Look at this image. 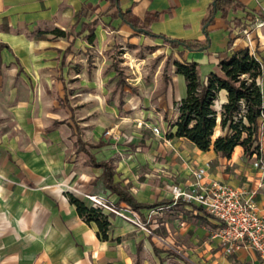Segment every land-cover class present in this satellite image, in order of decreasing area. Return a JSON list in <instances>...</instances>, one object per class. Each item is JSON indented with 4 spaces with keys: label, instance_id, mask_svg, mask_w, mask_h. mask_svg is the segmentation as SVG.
I'll return each instance as SVG.
<instances>
[{
    "label": "crops",
    "instance_id": "1",
    "mask_svg": "<svg viewBox=\"0 0 264 264\" xmlns=\"http://www.w3.org/2000/svg\"><path fill=\"white\" fill-rule=\"evenodd\" d=\"M212 1L119 0V5L122 11L130 9L133 16L150 20L155 33L202 39V21ZM237 1L241 8L226 16L217 12L207 23L211 31L208 49H184L180 56L181 46L173 48L160 38L150 39L120 17L112 18L115 8L107 0H0V264H261L257 251L250 247L226 254L219 240L211 237L218 220L196 204L179 202L180 207L198 213L194 219L182 220L179 234L184 241L177 245L179 251L162 248L152 235L144 237L106 212L109 238L102 239L97 224L80 216L67 195L72 190L89 204L87 193H101L115 204L128 206L104 183L103 168L96 163L106 160L112 165L113 182L135 201L172 202L171 192L163 197L154 178L166 180V188L174 184L186 187L193 180V170L206 165V180L244 188L264 214V167L253 165L256 156L252 151L237 144L229 156H223L212 144L201 150L185 137L167 135L175 132V103L186 94L185 78L175 71V60L197 62L202 80L217 68L218 53L223 50L248 48L264 62V23L257 26L258 21L264 22V0ZM91 20H96L92 41L87 30L76 34L83 21ZM53 29L71 33L56 35ZM103 29L132 45L146 38L147 44L173 54L169 73L165 71L168 59L159 64L163 66L164 74L158 76L163 89L155 93V106L160 110L141 111L139 95L129 94L124 116L118 122L107 120L105 124L110 126L104 136L105 125L88 127L84 120L87 116L77 88L106 80L96 69L88 71L79 55L85 46L101 43ZM257 81L264 103V70ZM30 82L58 84V92H35ZM118 93L122 99V90ZM226 100L227 92L221 89L215 107L219 109ZM119 110L120 106L113 105L109 113ZM128 119L137 121L133 130L123 127V120ZM157 124L164 128L158 135L152 131ZM226 132L218 116L212 141ZM259 138L264 160L262 129ZM179 178L184 180L172 183ZM150 208L137 211L144 221V212Z\"/></svg>",
    "mask_w": 264,
    "mask_h": 264
},
{
    "label": "trees",
    "instance_id": "2",
    "mask_svg": "<svg viewBox=\"0 0 264 264\" xmlns=\"http://www.w3.org/2000/svg\"><path fill=\"white\" fill-rule=\"evenodd\" d=\"M109 7H114L115 11L111 14L112 18H121V21L129 24L133 28H143L145 32H139L150 39L160 38L164 44L173 48L182 47L178 51L181 56L184 49L206 50L210 46L209 32L206 28L207 23L211 22L217 12L226 16L232 10L236 11L243 5L237 0H213L209 5V13L203 19L204 37L202 39H182L171 37L162 33H155L150 28V20H141L131 13V10L122 11L119 0H107ZM96 20L83 21L80 31L87 30L89 40L94 38V25ZM74 28V25L71 27ZM67 32L68 34L71 33ZM56 35H66L65 31L53 29ZM231 42H228V46ZM175 71L184 76L186 82V94L178 102L175 108L178 112L173 126L174 133H167L168 136L185 137L201 150L213 149L220 152L223 156H229L234 146L240 144L247 152H256L258 157L262 156L260 149L261 142L259 132L264 133V103L262 91L257 79L264 70V62L251 53L248 48H240L232 52L223 50L218 53L217 68L208 73L202 80L198 72V63L195 61L175 60ZM221 89L226 90L227 100L215 107V100ZM220 117V125L227 128L228 132L211 139L213 129ZM77 142H81L78 138ZM253 143L256 150H253ZM261 150V151H260ZM103 168V179L105 185L116 192L119 200L125 201L134 211L143 207H153L156 205H167L169 199L154 203H139L127 194L124 190L113 182V170L111 163L105 161L97 162ZM67 195L75 204L77 212L87 221H94L97 224V234L102 239H108L110 226L109 217L100 208L93 207L83 200L77 198L72 192L67 191ZM180 202V201H179ZM118 205V204H116ZM143 219V218H142Z\"/></svg>",
    "mask_w": 264,
    "mask_h": 264
},
{
    "label": "rangeland",
    "instance_id": "3",
    "mask_svg": "<svg viewBox=\"0 0 264 264\" xmlns=\"http://www.w3.org/2000/svg\"><path fill=\"white\" fill-rule=\"evenodd\" d=\"M104 28L106 27L104 26ZM103 32L104 35L101 36V43L98 46L95 44L92 47L85 46V49H83L79 55L82 64H84V67L88 71H95L96 69L98 75H104L106 80L96 85L85 83L77 87L81 92L79 101L82 103L81 107L83 108V113L87 116L84 120H86L88 127L96 123L105 125L103 127L104 130L101 132L102 136L106 134V128L110 126L109 124H105L107 120L118 122L122 119V116H124L123 114H125V111L123 109L125 107V102H127L125 97L129 94L136 93L139 95L137 101L139 103L138 108H140L141 111L148 108H155V111L160 110L159 107L155 106V103H158L155 93L163 89V83L158 77L159 75L162 77L164 74L163 66L160 68L159 64L163 60L168 59L169 65L166 67L165 71L169 73L170 63L171 60H173V54L169 52V50L162 48V46L147 44L150 42L146 38H143L138 44L132 45L124 41L120 36L118 37L107 32V29H103ZM128 51L130 55H128ZM28 85L31 90L35 92L40 90L54 94L58 92V84L55 83L40 84L30 82ZM119 90H122V99L118 96ZM90 96L95 100L90 98ZM92 103L95 104V107H92ZM113 105L115 108L120 106V110L117 114L109 113ZM91 107L94 109V112H91ZM166 116L170 118L167 121V128L169 131L171 120L170 113L167 112ZM123 121L122 124L124 129L133 130L137 124V121L134 119ZM156 126H158V124ZM260 149L263 150L262 145ZM253 150H256L254 143ZM253 153L258 157L256 152ZM154 180V182L160 184L163 190V197H165L164 195H169L172 191V187L175 185L174 184L171 188H166L164 186L166 180L162 178H154ZM183 180L184 178H179L178 180L173 179L172 183L179 184ZM180 205L179 202H172L167 205H161L163 207L162 209L158 208L159 206H154L144 212L145 221L137 212L125 205H119L125 217L115 213L110 214L124 220L129 225H132V227H135V231H140L141 235L144 237H146V235H152L154 238L153 241L162 248L169 249L172 247L180 251L177 245H181L184 241L180 236L182 234H179L180 227L184 226L182 220L187 222L186 219H194L196 217L195 214L198 215L195 210L191 208H189L191 210H186V208L180 207ZM149 229L152 230V233H150ZM172 248L170 250H172ZM175 260L177 261V259ZM179 263L181 262L179 261Z\"/></svg>",
    "mask_w": 264,
    "mask_h": 264
},
{
    "label": "built area",
    "instance_id": "4",
    "mask_svg": "<svg viewBox=\"0 0 264 264\" xmlns=\"http://www.w3.org/2000/svg\"><path fill=\"white\" fill-rule=\"evenodd\" d=\"M263 23L260 20L257 26ZM152 131L156 135L163 132L158 126H153ZM253 165L263 168V157H256ZM206 171V165L197 166L193 170V180L189 186L174 185L171 189L172 202L196 204L216 218L218 225L212 231L211 237L219 240L226 254L242 247H250L257 251L260 263L264 264V214L259 211L252 195H248L244 188L217 179L206 180ZM85 197L91 206L125 217L119 204L116 205L104 194L87 193ZM149 231L152 233V230Z\"/></svg>",
    "mask_w": 264,
    "mask_h": 264
},
{
    "label": "water",
    "instance_id": "5",
    "mask_svg": "<svg viewBox=\"0 0 264 264\" xmlns=\"http://www.w3.org/2000/svg\"><path fill=\"white\" fill-rule=\"evenodd\" d=\"M133 28V27H132ZM135 31H137V32H145V29H143V28H133Z\"/></svg>",
    "mask_w": 264,
    "mask_h": 264
}]
</instances>
